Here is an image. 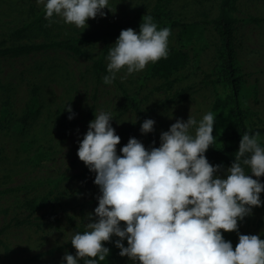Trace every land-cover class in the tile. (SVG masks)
<instances>
[{
  "label": "rangeland",
  "instance_id": "rangeland-1",
  "mask_svg": "<svg viewBox=\"0 0 264 264\" xmlns=\"http://www.w3.org/2000/svg\"><path fill=\"white\" fill-rule=\"evenodd\" d=\"M156 1L109 0L104 15L88 19L83 27L65 23L54 14L44 21L46 35L15 40L12 33L37 16L45 18L44 4L0 0V48L113 34L137 25L151 14ZM166 8L181 23H210L217 16L218 0H172ZM231 16L236 60L246 82L241 103L245 125L250 130L264 129V0H236ZM171 33L168 46L181 48L190 58L188 67L174 75L171 90L159 88L160 80L144 79L149 63L132 74L122 68L112 83L105 84L108 70L97 74L94 64L101 60L107 69L109 47L116 42L111 37L81 45L79 56L64 49L0 55V192L7 191L0 195V264H62L73 248L74 227L86 230V224L95 219L101 194L95 177L63 181L41 210L31 212L24 203H38L46 196L51 191L46 181L83 172L87 166L77 155L79 141L99 112L111 113L116 134L129 131L123 137L124 145L134 137L150 149L152 143L160 145L161 133L177 119L187 121L192 116L199 121L210 112L217 96L229 94L212 74L218 43L212 26L203 25L202 39L191 44L181 43L178 32ZM32 85L36 96H32ZM131 99L143 113L150 112L148 119L155 121L152 132H141L139 118L129 106ZM67 104L75 114L72 119ZM220 134L223 138V128ZM32 140L33 146L23 152L22 143ZM259 142L264 146V134ZM220 145L227 143L221 141ZM40 146L50 156L36 167L30 157ZM227 169L216 175L226 178ZM230 233L238 240L239 234L264 238L259 207L254 206L250 215L238 221V230ZM119 264L134 261L125 256Z\"/></svg>",
  "mask_w": 264,
  "mask_h": 264
},
{
  "label": "clouds",
  "instance_id": "clouds-1",
  "mask_svg": "<svg viewBox=\"0 0 264 264\" xmlns=\"http://www.w3.org/2000/svg\"><path fill=\"white\" fill-rule=\"evenodd\" d=\"M37 2L44 4L45 19L55 14L78 27L98 14L103 16L109 8V0ZM171 34L170 27L158 30L148 14L139 32L122 29L109 47V74L103 77L104 83H112L122 68L132 74L149 62L167 58ZM66 107L72 119L75 114ZM112 120L111 113L99 112L79 141L77 155L96 173L94 183L101 194L95 219L71 237L75 257L66 253L62 264H79L84 257H90L84 264H100L110 252L104 242L113 236L119 238L115 241L119 254L134 264H264V238L239 234L234 249L221 231L238 230V221L262 204L264 183L253 178L264 175L259 132L242 136L225 178L216 175L220 165L213 166L204 155L215 139L212 112L199 121L192 116L187 121L177 119L161 133L159 147L146 149L141 141L130 138L120 149L122 155L117 154L121 137ZM154 123L150 118L144 120L141 132L153 131Z\"/></svg>",
  "mask_w": 264,
  "mask_h": 264
},
{
  "label": "trees",
  "instance_id": "trees-1",
  "mask_svg": "<svg viewBox=\"0 0 264 264\" xmlns=\"http://www.w3.org/2000/svg\"><path fill=\"white\" fill-rule=\"evenodd\" d=\"M172 0H157L153 6L151 16L153 17V22L157 24L158 30L164 27H170L171 30L178 32V39L181 43L191 44L194 43L203 37V25L210 24L213 28V31L217 37V47H216V65L212 70V74L215 77V81L220 83L223 86H226L229 90V94L226 97L217 96L213 101L212 108L210 112L213 113L215 117L214 122V141L213 144L209 146L205 152V156L208 159L209 163L213 166L220 165L219 170L229 168L232 163L235 161L237 151L239 149V144L242 136L247 132L250 135L259 132L260 135L264 134V129L255 128L248 129L245 125V113L242 112L241 103H244V92L246 91L245 79L240 71L236 60V54L234 50L233 43V23L234 19L231 16V13L234 8V3L236 0H218V12L217 16L210 23H181L180 21L174 20L172 18L171 12L166 8V5ZM44 17L34 18L32 21H29L26 27L19 29L11 34L15 40L22 38H31L38 39L40 36L46 35L44 28ZM141 21L132 27L133 30L139 32V27ZM120 31L113 34H104L99 37L85 36L81 39L76 40H67V41H56L50 43H41L33 45H23V46H12L0 48L1 54H14V53H30L35 51H40L44 49H64L69 51L71 54L79 56L82 54L81 45L92 44L95 41L102 39L104 42L108 38H117L120 35ZM169 54L167 58H161L156 62H149L146 71H145V80L157 79L163 83L159 88H165L166 90H171L174 86V75L188 67L190 64V58L187 52L181 48L177 49L175 47L168 46ZM94 70L97 74H107V69L105 64L100 60L95 62ZM32 96L37 95V89L32 85L31 87ZM130 109L138 116V121L140 124L144 120L148 119L150 116L149 113H143L138 103L135 99H131L129 103ZM228 120V124L225 123ZM223 128V138L220 134V130ZM152 132V131H151ZM129 131L121 133L120 143L117 147V154L120 155V149L125 143L123 139L124 135L128 134ZM221 141L227 143L225 146H221ZM33 140L31 143L24 144L22 143V151L29 150L33 146ZM36 143H38L36 141ZM151 147H159L158 144L152 143ZM50 152L48 149L42 148L35 149L32 157H30V162L38 167L41 163L48 160ZM245 171L250 173V168L245 166ZM96 173L91 171L89 167H85L82 173L72 177H61L57 180L46 181L45 184L51 186V191L41 199L38 203L34 200H29L24 203V206L31 210V212L36 210H41L49 202V197L54 193L53 189H56L63 181L76 179V178H92L95 177ZM254 179H258L261 183H264V175L257 178L253 176ZM7 191L0 192V195L4 194ZM262 201L259 209L264 217V192L260 194ZM123 226V222H122ZM84 229L79 227H74L75 232H83ZM223 237L225 240L231 241L233 248L238 244L239 240L231 234L230 232H224ZM264 237V236H263ZM119 239L118 237L113 236L110 241L104 242V246L108 247L110 252L106 257L105 261H101L100 264H119L125 256H121L120 249L116 247L115 241ZM124 246L127 247V239L123 241ZM76 249L73 247L68 254H72L74 257L76 255ZM85 259H90V257L80 258L79 264H84Z\"/></svg>",
  "mask_w": 264,
  "mask_h": 264
}]
</instances>
